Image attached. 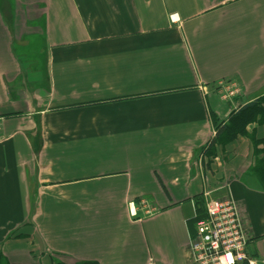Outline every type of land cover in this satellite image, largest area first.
Returning a JSON list of instances; mask_svg holds the SVG:
<instances>
[{
    "label": "crops",
    "instance_id": "crops-1",
    "mask_svg": "<svg viewBox=\"0 0 264 264\" xmlns=\"http://www.w3.org/2000/svg\"><path fill=\"white\" fill-rule=\"evenodd\" d=\"M263 95L264 0H0V255L191 264L208 193L264 264V126L203 152Z\"/></svg>",
    "mask_w": 264,
    "mask_h": 264
},
{
    "label": "built area",
    "instance_id": "built-area-1",
    "mask_svg": "<svg viewBox=\"0 0 264 264\" xmlns=\"http://www.w3.org/2000/svg\"><path fill=\"white\" fill-rule=\"evenodd\" d=\"M223 92L225 98H230L236 89L224 86ZM248 243V235L234 201L228 197L209 199L205 203V217L196 222L194 236L189 239L191 264H256L248 251Z\"/></svg>",
    "mask_w": 264,
    "mask_h": 264
},
{
    "label": "trees",
    "instance_id": "trees-1",
    "mask_svg": "<svg viewBox=\"0 0 264 264\" xmlns=\"http://www.w3.org/2000/svg\"><path fill=\"white\" fill-rule=\"evenodd\" d=\"M251 124L264 126V95L258 99L243 105L236 112H233L225 123L218 124L215 122V135L209 144L203 149L208 154L214 145L224 146L238 137L247 136L246 128ZM253 147L255 163L251 169L254 177L258 179L264 191V139L257 140L254 136H250ZM205 217L204 205L202 199L195 200V217L193 219V228L197 221ZM192 237L194 233L191 234ZM0 264H8L0 255ZM63 264V263H59ZM76 264H92V263H76Z\"/></svg>",
    "mask_w": 264,
    "mask_h": 264
},
{
    "label": "rangeland",
    "instance_id": "rangeland-1",
    "mask_svg": "<svg viewBox=\"0 0 264 264\" xmlns=\"http://www.w3.org/2000/svg\"><path fill=\"white\" fill-rule=\"evenodd\" d=\"M248 104V103H247Z\"/></svg>",
    "mask_w": 264,
    "mask_h": 264
}]
</instances>
